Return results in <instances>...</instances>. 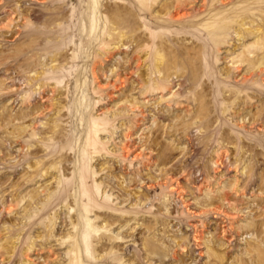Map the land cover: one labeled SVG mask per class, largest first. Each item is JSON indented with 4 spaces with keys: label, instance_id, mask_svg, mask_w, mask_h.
Here are the masks:
<instances>
[{
    "label": "rangeland",
    "instance_id": "1",
    "mask_svg": "<svg viewBox=\"0 0 264 264\" xmlns=\"http://www.w3.org/2000/svg\"><path fill=\"white\" fill-rule=\"evenodd\" d=\"M88 3L0 0V264H264V70L241 61L264 48L234 30L232 12L247 4V26L264 29V0H198L183 11L201 10L197 22L153 25L177 35L166 40L181 59L153 94L140 73L155 55L142 52L138 68L133 38L109 49L100 29L90 38ZM54 4L62 28L45 39L61 45L31 57L35 36L21 31L44 28L33 11ZM224 10L212 38L204 27ZM190 65L193 80L179 77Z\"/></svg>",
    "mask_w": 264,
    "mask_h": 264
},
{
    "label": "bare ground",
    "instance_id": "2",
    "mask_svg": "<svg viewBox=\"0 0 264 264\" xmlns=\"http://www.w3.org/2000/svg\"><path fill=\"white\" fill-rule=\"evenodd\" d=\"M50 1L56 2L58 0H50ZM233 1L234 0H211V5L212 3L216 5L218 2L219 3L217 5L218 8H224L229 3L231 2L233 3ZM192 2H198V0H127V1L89 0L88 4L92 6V4L94 3V6H93L92 14H90L89 16V18H91L92 28L89 30L88 34L90 38H94L96 37L97 32H99V29H100V31L103 32V34L101 38H97V37L96 38L100 41V45H102V47L108 46L107 49H109L111 45H113L112 48H121L122 46H126L127 42H125V40L126 39L129 40L133 38L136 41L137 47H138L136 54L133 56L134 60H136L138 64V68H140L142 64L141 63L143 61L142 56L144 54L145 56L148 53L151 55H155L154 63L152 61H151V64L147 63L150 68L147 66L148 68L145 69L146 72L143 74L140 73V76L142 77L140 92L143 94H153L156 91L161 92L162 91L161 89L163 87H166L168 84H171V81H169V77H170L169 72L172 69L176 70L178 68L177 66L178 63L181 60L179 58L180 53L173 54V50L169 48L170 44H168L166 40L170 38V36H173V38H177V35L167 32L166 30H164V28L160 30H156L155 32L151 31L150 29L153 25L170 27L172 25H175L176 23L185 24L188 21H191V23L197 22L198 19L202 15L201 10L197 11L193 17H188V18L186 15L187 13L183 12L184 9H186V7H189L190 6L189 4ZM112 4L115 6V8H112L113 6ZM209 4H210V0L208 1L201 0V3L199 4V6L200 8L205 7V9H208ZM152 7H153L152 12L153 11L157 12L161 9L162 11L166 9H170V10L166 13L164 17L158 16L157 18H155L153 17L152 12H150ZM53 8L54 9L62 8V5L57 6L54 4L52 6V11L50 12L45 11L43 8L33 11V14L35 15L36 19L38 20L42 19L43 20L42 22L46 23L44 28H41L40 26L25 24L24 29L22 31L20 30L21 34H24L27 36H35V38L31 40L28 47H26L33 52L31 54V57L32 55L34 57V55L38 54L37 50L41 48L40 46H42V48L46 50H49L53 47H57L61 45L59 43L56 44V43L49 42L45 39L47 35H52L59 28H62V26L52 27V24L50 21H52L53 16H54ZM248 10H249V7L247 4H239L232 8V12L237 13L235 21L237 22L239 26V27H236L234 30L239 35L242 34L243 37L249 34H255L256 36L258 35V38L256 40V43L258 45L257 49L258 48L263 49L264 48V41H263L264 29L259 24H257L256 26L254 25H250L249 27L247 26V24H251L252 22H254L253 19L249 20L250 12ZM209 11H212V10H209ZM226 12L227 10L220 11L216 14V15L220 14V16L218 17L211 16L208 18L209 26L204 27V28L206 32L212 38L216 36L218 32V29L214 31V29L212 28V25H214V23L222 22V28H220L221 35H223V33L225 32V29L228 26L227 23L230 21V20L229 21L227 20V16H224ZM25 14H29V13L22 11V15H25ZM148 17L150 19V22H148L147 24L145 23V25H143V22L146 21L144 19ZM66 20H67L66 22H68L71 19L70 17H68ZM10 25H11V22L5 24V27H10ZM102 25L103 27L100 28ZM14 32L15 31L11 30V35H13ZM190 32H195V31L190 30ZM150 40H154V42L157 43L158 46L156 48H153L152 45L147 44ZM21 49L23 51L25 50V47H22ZM22 51L20 54H18L17 58L19 57L25 61V58L27 56L25 57V54ZM142 52H144L143 55H141ZM104 53L106 56H108L107 51H104ZM187 54H189V52H187ZM8 57H12V56H8ZM27 59H30V58H27ZM241 59H242L241 61L248 60L252 68L257 67L258 69V67H260V71L264 70V67L262 66L264 64V51L262 52L258 51L257 55H254L252 57H249V56L243 57ZM34 61L35 63L30 61V62H27V64L29 66H35L37 64V61L36 60ZM25 63L23 64L25 65ZM153 68L155 71H158L160 73L158 78H154L152 76ZM187 68H188L187 71L184 70L182 73L178 74V76L188 78V80L192 81L193 73L195 72L196 69L193 65H190ZM36 72L37 74L34 76L35 78L38 77V74H42L41 71L39 72L36 71ZM95 78L96 79L99 78L98 72H96ZM119 79L123 82L124 81L123 79L125 78L120 77ZM43 84L44 83H42L41 85ZM136 103L137 102L133 103L132 105H135ZM5 117L8 120L7 124L12 122L11 120L12 118L10 114L8 115L7 113ZM259 118H263V116L261 115ZM57 125L55 124V126ZM26 128L27 126L25 124L17 123L14 126L12 125V127L9 129V132L12 134L15 133V135L19 137L21 134L25 132ZM21 184L22 183H20L19 185ZM38 194L39 192L37 191L31 192L30 197L35 198ZM23 199L24 197L19 198L18 204H20V202ZM0 247L5 249V251H9L8 247H6L4 244H0ZM158 250H159V247L157 246L153 247L154 253L155 252L158 253L159 252Z\"/></svg>",
    "mask_w": 264,
    "mask_h": 264
}]
</instances>
